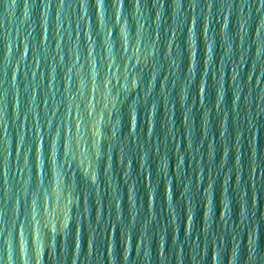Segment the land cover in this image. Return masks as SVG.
Listing matches in <instances>:
<instances>
[{
	"label": "water",
	"instance_id": "95a60500",
	"mask_svg": "<svg viewBox=\"0 0 264 264\" xmlns=\"http://www.w3.org/2000/svg\"><path fill=\"white\" fill-rule=\"evenodd\" d=\"M0 264H264V0H0Z\"/></svg>",
	"mask_w": 264,
	"mask_h": 264
}]
</instances>
